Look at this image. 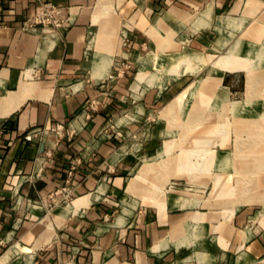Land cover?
<instances>
[{"label":"crops","instance_id":"0c3cea01","mask_svg":"<svg viewBox=\"0 0 264 264\" xmlns=\"http://www.w3.org/2000/svg\"><path fill=\"white\" fill-rule=\"evenodd\" d=\"M129 1L117 12L109 0H0V264H264V203L243 204L228 218L226 204L216 208L220 203L210 202L205 186L171 182L162 204L126 190L146 159L161 157L169 125L161 111L196 81L184 74L163 91L141 92L145 67L153 63L155 78L162 71L157 55L222 54L226 47L215 45L227 29L241 37L249 31L246 47L264 45V37L256 40L264 24L247 19L257 6L248 7L249 0H132V27ZM258 1L261 17L264 0ZM50 6L62 10V26L31 23ZM244 20L246 27L238 28ZM167 38L177 47L163 52ZM137 64L144 77L135 85L137 74L131 83L127 68ZM218 80V91L245 96L243 70L223 71ZM130 90L137 110L158 113L142 142L126 138L146 127L133 129L128 119L118 124L116 118L129 107ZM263 111L261 97L240 110ZM56 123L65 126L62 137L26 140L29 131ZM59 192L71 201L49 211L42 201ZM123 201L131 213L120 209Z\"/></svg>","mask_w":264,"mask_h":264},{"label":"rangeland","instance_id":"374dc122","mask_svg":"<svg viewBox=\"0 0 264 264\" xmlns=\"http://www.w3.org/2000/svg\"><path fill=\"white\" fill-rule=\"evenodd\" d=\"M109 1L112 2L109 7L116 9L117 12L123 10L122 7L127 2V0ZM251 5L257 7L256 10L252 11L251 9L248 12L250 17L247 19L252 20V24L255 25L258 22L264 24V14L261 17L257 15L263 3L258 0H249L248 7ZM125 7L131 10L130 26L133 27L137 21V15L135 16L132 12L134 2L129 1ZM235 17L246 18L243 14H238ZM246 22L247 20L242 21L238 28L246 27ZM119 23L123 24L124 22L121 19ZM151 32H154L153 26ZM226 33L221 32V37L215 45L217 51L226 47V51L222 54L207 55L203 52L183 50L174 54L157 55V62L162 61V67L166 68L159 72L156 70L157 77L155 76V78H152L155 74V66L151 62L144 69L146 73L144 79L143 72L137 74L140 68L138 64L127 68V72L130 71L131 83L136 74L135 85L143 79L139 85L141 92L147 89L155 90L154 86H158L163 91L169 83L184 74L189 78V82L192 83L196 80L188 88L191 89L190 93L185 94V91L178 95L161 111V119H166L169 124L163 132L164 142L162 143L161 157L144 161L131 180L138 182L137 188L132 191L126 188L127 193L141 196L143 200L150 198L154 202L162 204L167 187L171 185V182L189 188L205 186V194L209 196L210 202L220 203L216 208H223V203L226 204V217L228 218L243 204L264 203V111L259 114L253 113L256 116L247 115L246 112H244L246 115H242L240 112L242 106L257 97L264 100V64L261 67L264 59V45L258 46L255 42V44H249V47H246L244 34L248 37L249 31L242 32V37L241 31L227 29ZM262 37H264V30L259 33L256 40H260ZM163 41V52L171 47H177V43L168 38ZM187 41L189 40L187 39ZM228 44L230 45L227 46ZM143 52L147 53L148 50ZM171 66L179 68L177 70H180L181 75L176 76L174 72L176 69H171ZM238 70H243L246 73V98L244 101L242 100L245 97L244 94H230L229 91L224 93L223 90H217L220 86L218 78L223 71ZM200 81L203 84L193 88ZM130 93L129 100H127L129 107L116 112L118 114L116 118L118 124L124 123L128 119L127 126H132L133 129L141 128V125H143L142 129L146 127L142 130V135L136 134L131 138H126L130 143L139 139L142 142L151 127L157 122L158 113L153 112V115H150L149 112L145 111L144 113V111L137 110L136 105L139 100L134 96L133 90H130ZM173 105L175 108L172 110ZM126 115L129 116L126 117ZM112 124L114 123L112 122ZM115 129L117 128L115 127ZM50 134L53 133L50 132ZM128 146H130L129 143ZM124 152L125 150H122L118 154L123 155ZM140 182L142 190L139 189ZM127 186L129 185L127 184ZM71 199L68 192H59L42 202L50 211L59 202L71 201ZM120 209L128 213L133 211L127 201H123ZM184 242H187V239ZM180 263L182 264L183 261ZM184 263L186 262L184 261Z\"/></svg>","mask_w":264,"mask_h":264},{"label":"built area","instance_id":"2783aa9c","mask_svg":"<svg viewBox=\"0 0 264 264\" xmlns=\"http://www.w3.org/2000/svg\"><path fill=\"white\" fill-rule=\"evenodd\" d=\"M31 23L53 24L56 27H60L65 23V20L62 17V10L60 8L57 6H50L44 8ZM64 129L65 126L59 123L52 124L44 128H35L27 133L26 140L35 143L44 141L50 132L55 134L57 137H62L64 134Z\"/></svg>","mask_w":264,"mask_h":264},{"label":"bare ground","instance_id":"6f19581e","mask_svg":"<svg viewBox=\"0 0 264 264\" xmlns=\"http://www.w3.org/2000/svg\"><path fill=\"white\" fill-rule=\"evenodd\" d=\"M101 2H102V1H101ZM207 11L209 12V10H207ZM207 11H206V12H207ZM99 18H100V17H99ZM236 51H237V50H236ZM237 52H238V51H237ZM187 58H189V57H187ZM171 67H172V66H171ZM165 68H166V67H162V70L165 69ZM169 68H170V67H169ZM171 69H176L175 71L173 70V71L175 72L176 76L181 75V74H180V73H181L180 70H179V71L177 70V69H179V68H173V67H172ZM167 70L171 71L170 69H167ZM140 73H141V72H140ZM140 73H139V74H140ZM141 78H142V76H141ZM202 84H203V82L200 81V83H199L198 85L194 86L193 88H197L198 86H201ZM204 86H205V85H204ZM201 88H202V87H201ZM203 88H204V87H203ZM250 100H251V99H250ZM250 100H249V101H250ZM237 104H238V103H237ZM239 105H240V104H239ZM173 108H175L174 105L172 106V110H173ZM260 118H261V117H260ZM212 127H213V126H212ZM201 137H202V136H201ZM194 145H195V144H194ZM195 146H196V145H195ZM199 150H201V149H199ZM202 150H203V149H202ZM205 152H206V151H205ZM192 153H193V152H192ZM189 154H190V153H189ZM194 154H195V153H194ZM202 154H203V153H202ZM204 154H205V153H204ZM211 158H212V157H211ZM210 160H211V159H210ZM210 160H209V161H210ZM196 162H197V161H196ZM196 164H197V163H196ZM199 167H200V166H199ZM137 184H138L137 181H134V180L131 181L130 184H129V186H128V189L131 190V191L134 190V189H136V188H137Z\"/></svg>","mask_w":264,"mask_h":264}]
</instances>
